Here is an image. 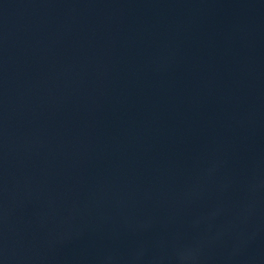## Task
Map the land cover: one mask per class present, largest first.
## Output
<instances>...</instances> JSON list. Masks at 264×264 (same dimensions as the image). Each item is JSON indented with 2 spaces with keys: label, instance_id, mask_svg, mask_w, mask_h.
Instances as JSON below:
<instances>
[{
  "label": "water",
  "instance_id": "1",
  "mask_svg": "<svg viewBox=\"0 0 264 264\" xmlns=\"http://www.w3.org/2000/svg\"><path fill=\"white\" fill-rule=\"evenodd\" d=\"M0 264H264V0H0Z\"/></svg>",
  "mask_w": 264,
  "mask_h": 264
}]
</instances>
